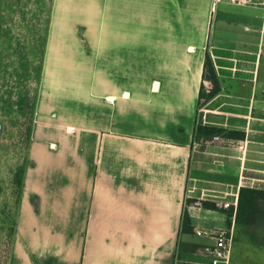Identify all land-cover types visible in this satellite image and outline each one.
Masks as SVG:
<instances>
[{
	"label": "crops",
	"instance_id": "0c3cea01",
	"mask_svg": "<svg viewBox=\"0 0 264 264\" xmlns=\"http://www.w3.org/2000/svg\"><path fill=\"white\" fill-rule=\"evenodd\" d=\"M250 1L220 2L237 9L218 16L214 42L219 3L190 41L187 23H168L189 0H52L8 264H211L201 248L214 240L195 228L227 229L233 211L188 199L204 164L193 137L211 42L245 55L216 95L239 103L218 106L235 119L216 126L245 133L215 137L229 158L224 200L264 189V0ZM186 206L192 233L181 232ZM231 264H264V241L234 233Z\"/></svg>",
	"mask_w": 264,
	"mask_h": 264
},
{
	"label": "rangeland",
	"instance_id": "374dc122",
	"mask_svg": "<svg viewBox=\"0 0 264 264\" xmlns=\"http://www.w3.org/2000/svg\"><path fill=\"white\" fill-rule=\"evenodd\" d=\"M215 1L189 0L183 3V7L173 2L168 23L173 26L187 23L189 40L192 41L203 32L212 7L216 8ZM217 8V12L211 14L210 23L214 42L216 26L220 23L218 16L225 9H237L225 3H219ZM51 9L52 0H0V264H8L10 257L12 228L16 226L19 208L20 173L26 165L31 142L35 119L32 107L40 90L38 77ZM179 37V34H174V41L180 40ZM207 49L221 81L218 80L219 90L210 80L204 81L207 97L198 105V120L209 125L224 122L229 126L235 116L216 114V108L226 109L232 101L227 97L216 100V95L222 91V84L229 90L228 81L240 73L245 55L231 49L213 47L212 42ZM210 93L215 94L209 98ZM238 104L234 102L231 105L239 107ZM194 149V159L200 156L204 164L201 166V176L190 177L188 184V194L193 196L198 193L199 197L189 196L188 199L197 206L211 202L218 207L226 196L222 190L230 186L227 181L230 175L219 172V166L221 171H228L221 163L225 159L224 164H227L229 158L216 154V138L195 144ZM235 227L237 240L256 244L264 241V217L257 226L241 229L236 224ZM242 245L238 244L239 249H242Z\"/></svg>",
	"mask_w": 264,
	"mask_h": 264
},
{
	"label": "trees",
	"instance_id": "16d2710c",
	"mask_svg": "<svg viewBox=\"0 0 264 264\" xmlns=\"http://www.w3.org/2000/svg\"><path fill=\"white\" fill-rule=\"evenodd\" d=\"M48 28H49V24L47 27V33H48ZM46 42H47V34H46V40L44 43L41 64H40V75L38 77L39 82L41 80L43 57H44ZM203 80L204 81L210 80L211 82L215 84L216 88L219 90L218 74L215 71V68L211 61L208 49L206 51V57H205V62H204ZM204 81L200 89L199 104L204 98L207 97L205 93V89H204ZM214 94L215 93H210L208 97L211 98ZM37 96H38V92H37ZM37 96H36V100H37ZM35 108H36V102L33 103L32 109H34L35 111ZM217 136H222L225 138H232V139H244L245 133L243 131L226 129L224 127L216 126L213 124H210V125L204 124L200 122L198 119L196 120V125L194 128V137H193L194 144L195 143H205L209 140L214 139ZM24 168L21 170V173H20V182H19L20 194H21L22 185H23ZM19 200H18V205H19ZM203 205L208 208H215V205L210 202H204ZM231 215L232 214H230V216ZM263 217H264V189H258V188L250 187L248 185L241 186L239 190L238 208L236 212V224L238 225V227L241 229L242 228L247 229L253 226H257L259 225V222ZM14 232H15V225L12 228L13 235H14ZM181 232H185V233L193 232V226L191 223V218H190V214L188 212L187 206L184 208L183 214H182ZM196 247H198V245L196 244L190 245V244L184 243L183 245H180L179 251H187V250L194 249Z\"/></svg>",
	"mask_w": 264,
	"mask_h": 264
},
{
	"label": "built area",
	"instance_id": "2783aa9c",
	"mask_svg": "<svg viewBox=\"0 0 264 264\" xmlns=\"http://www.w3.org/2000/svg\"><path fill=\"white\" fill-rule=\"evenodd\" d=\"M215 4L220 2H232L239 4H248L250 0H216ZM219 208L232 210V225L227 229H209L195 228V234L200 237H206L214 240L212 243L202 246L201 251L210 260L211 264H231L232 250L234 245L235 220L238 208V197L233 201L222 200L218 203Z\"/></svg>",
	"mask_w": 264,
	"mask_h": 264
},
{
	"label": "bare ground",
	"instance_id": "6f19581e",
	"mask_svg": "<svg viewBox=\"0 0 264 264\" xmlns=\"http://www.w3.org/2000/svg\"><path fill=\"white\" fill-rule=\"evenodd\" d=\"M191 49H193V48L191 47Z\"/></svg>",
	"mask_w": 264,
	"mask_h": 264
}]
</instances>
